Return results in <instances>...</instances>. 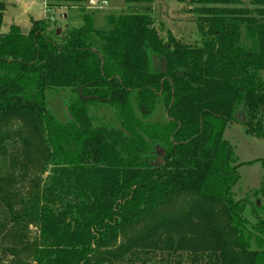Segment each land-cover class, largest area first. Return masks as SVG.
<instances>
[{"label": "trees", "instance_id": "1", "mask_svg": "<svg viewBox=\"0 0 264 264\" xmlns=\"http://www.w3.org/2000/svg\"><path fill=\"white\" fill-rule=\"evenodd\" d=\"M44 1L82 24L0 32V264H264V177L236 198L243 163L223 137L264 141V0H186L194 45L158 33L151 0L105 28L83 0ZM48 92L68 94L67 121Z\"/></svg>", "mask_w": 264, "mask_h": 264}, {"label": "rangeland", "instance_id": "2", "mask_svg": "<svg viewBox=\"0 0 264 264\" xmlns=\"http://www.w3.org/2000/svg\"><path fill=\"white\" fill-rule=\"evenodd\" d=\"M5 1L6 9L0 28L1 33H6L13 24L18 25L23 33H27L31 27V20L35 19H48L50 29H55V32L59 29V34L63 33L66 28H77L82 24L81 12L75 6L47 11L44 0ZM24 4H27V7ZM82 4L87 13L93 14L95 26L105 28L106 16L125 11L128 3L126 0H83ZM138 5L149 7L154 27L161 36L166 37L167 33H171L185 44L199 43L200 33L197 29L196 15L190 10L192 6L186 0H151L138 3ZM60 93L63 94L54 92L46 94L47 108L59 121L65 122L68 120L65 109L68 103V94ZM91 113L96 120L99 119L102 123H114L111 112L104 109V106L98 102L93 103ZM150 121L159 125L165 123L166 115L161 102L154 106ZM223 137L232 145L237 162L243 163L238 169L240 179L233 187V192L236 198L246 197L252 190L259 188L262 177H264V164L261 161L264 158V141L252 137L245 132L244 128L238 126H229ZM263 203L264 201L261 200L260 204ZM32 231V235H34V229ZM5 246L7 247L6 244H0V259L7 260V258H3L2 253ZM156 258L145 264H161L158 257ZM174 259H169L170 264H174Z\"/></svg>", "mask_w": 264, "mask_h": 264}, {"label": "water", "instance_id": "3", "mask_svg": "<svg viewBox=\"0 0 264 264\" xmlns=\"http://www.w3.org/2000/svg\"><path fill=\"white\" fill-rule=\"evenodd\" d=\"M59 32H60V30L58 29L56 33L59 34ZM257 204H259V201L258 200H257Z\"/></svg>", "mask_w": 264, "mask_h": 264}, {"label": "crops", "instance_id": "4", "mask_svg": "<svg viewBox=\"0 0 264 264\" xmlns=\"http://www.w3.org/2000/svg\"><path fill=\"white\" fill-rule=\"evenodd\" d=\"M44 2H45V1H44ZM95 2H97V1H95ZM24 6L27 7V4H24ZM44 6H45V3H44Z\"/></svg>", "mask_w": 264, "mask_h": 264}]
</instances>
